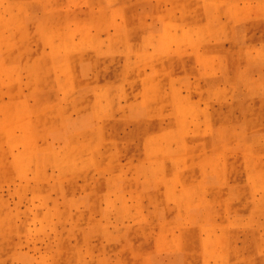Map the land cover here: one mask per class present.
I'll list each match as a JSON object with an SVG mask.
<instances>
[{
    "label": "rangeland",
    "instance_id": "rangeland-1",
    "mask_svg": "<svg viewBox=\"0 0 264 264\" xmlns=\"http://www.w3.org/2000/svg\"><path fill=\"white\" fill-rule=\"evenodd\" d=\"M0 264H264V0H0Z\"/></svg>",
    "mask_w": 264,
    "mask_h": 264
},
{
    "label": "bare ground",
    "instance_id": "bare-ground-1",
    "mask_svg": "<svg viewBox=\"0 0 264 264\" xmlns=\"http://www.w3.org/2000/svg\"><path fill=\"white\" fill-rule=\"evenodd\" d=\"M169 14H170V12H169ZM216 18H218V17H216ZM220 19V18H219ZM221 22V21H220ZM224 29V28H223ZM216 35V34H215ZM218 36V35H217ZM211 39V38H210ZM225 41V40H224ZM221 42V41H220ZM219 43V42H218ZM223 45V44H222ZM226 59V58H225ZM255 60V59H254ZM225 61V60H224ZM17 62V61H16ZM225 62H227V61H225ZM144 91V90H143ZM22 99V98H21ZM24 103V102H23ZM177 105V104H176ZM27 109V108H26ZM26 109H23V110H26ZM28 110V109H27ZM31 111V110H30ZM28 113V112H27ZM87 144V143H86ZM91 145V144H90ZM91 151V150H90ZM159 165V164H158ZM142 184V183H141Z\"/></svg>",
    "mask_w": 264,
    "mask_h": 264
}]
</instances>
